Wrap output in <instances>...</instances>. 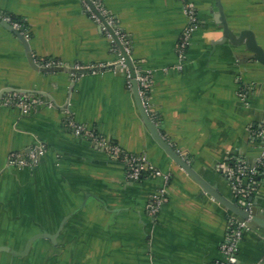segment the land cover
<instances>
[{
	"label": "crops",
	"instance_id": "crops-1",
	"mask_svg": "<svg viewBox=\"0 0 264 264\" xmlns=\"http://www.w3.org/2000/svg\"><path fill=\"white\" fill-rule=\"evenodd\" d=\"M229 28L254 32L264 48V0H221ZM136 68L148 72L146 107L165 138L209 183L235 200L222 171L231 157L251 165L264 124V64L224 35L217 0H103ZM198 26L180 63L178 42ZM0 12L28 24L33 56L88 68L80 75L41 72L19 38L0 23V94L29 90L27 112L7 92L0 103V264H217L234 215L154 141L143 123L127 68L83 0H0ZM181 64V67L178 65ZM43 65V62H42ZM93 66V67H90ZM23 94V93H21ZM45 94V95H43ZM92 128L96 138L78 134ZM120 148L115 151L103 142ZM44 152L34 167L10 164V154ZM145 155L165 174L131 180L126 155ZM123 155V158L121 156ZM250 207L237 264L264 263V178ZM153 209L155 211L153 212ZM72 216L62 224L63 219Z\"/></svg>",
	"mask_w": 264,
	"mask_h": 264
},
{
	"label": "built area",
	"instance_id": "built-area-1",
	"mask_svg": "<svg viewBox=\"0 0 264 264\" xmlns=\"http://www.w3.org/2000/svg\"><path fill=\"white\" fill-rule=\"evenodd\" d=\"M97 10L102 14V16L106 19L107 23L112 26L115 33L119 36L120 40L125 44L127 50V42L125 41V35L121 33L114 17L107 13L106 9L103 5V0H91ZM86 10L90 13V16L101 23L102 27L106 31L107 37L112 45H117L114 41L112 34L103 26V23L97 16V14L93 11L90 5L84 1ZM186 14L188 16V24L182 32V35L178 42V56L179 62L181 63L186 58V51L190 44V39L193 31L198 26V20L196 16L195 8L191 5H186ZM109 15L106 18V15ZM0 17L9 21L15 28H20V25L17 22H13L10 17L5 16L0 12ZM23 33L29 38V34L23 30ZM119 49V47H118ZM129 51V50H128ZM123 56L120 52L119 63L123 64ZM60 63H55L48 61L43 63V66H53L58 65ZM181 67V64L178 65ZM93 67V66H90ZM122 68H126L123 64ZM130 76V75H129ZM140 83V92L144 103L146 105L145 93L147 92L150 84V76L148 72L142 73L141 76L138 77ZM15 103L17 106L21 107L24 111H28L30 108H33V104L35 103L32 97L26 95H14L12 96L6 104ZM76 132L78 134H84L90 136L92 138H96V133L92 128H89L83 124H74L73 125ZM256 138L260 144V154L257 158L255 164L251 165L246 160L242 158H237L236 160V168H232L228 164H222V171L224 173L225 178L231 182L236 196H240L237 198V203L241 206L249 205V198L253 197L252 192L256 189L257 180L256 175L259 173V167L264 165V124L260 125L259 128L255 132ZM105 146H109L112 150L115 151L116 155L120 152V148L115 145H110L109 142H103ZM44 152V146L40 145L36 152H30L29 154H20V153H11L10 154V164L19 166V167H34L36 166L39 157ZM125 162L128 169V177L131 180L137 181L140 179L142 174L146 171H150L153 176H161L166 182L169 181L170 176L165 174L159 168L154 166L145 155H126ZM155 209H153V212ZM246 222L240 221L236 215H232L228 221L227 227V237L226 240L221 244V250L225 256V261L223 263L217 264H237L239 261V252H240V243L243 239V235L245 230L247 229Z\"/></svg>",
	"mask_w": 264,
	"mask_h": 264
},
{
	"label": "water",
	"instance_id": "water-1",
	"mask_svg": "<svg viewBox=\"0 0 264 264\" xmlns=\"http://www.w3.org/2000/svg\"><path fill=\"white\" fill-rule=\"evenodd\" d=\"M87 2L90 7L93 9V11L97 14L101 22L103 23V26L112 34V37L114 41L116 42L117 46L120 49V52L124 58L123 64L126 66L129 75H130V83L132 86V90L135 96L136 104L139 109L141 118L143 123L148 128L152 138L154 141L176 162L179 166L183 168V170L189 174L202 188L204 191L210 193L214 198H216L218 201H220L222 204H224L236 217L243 222H246L247 225H251L250 221L255 220L257 217L261 216L263 217L259 212V205H255L254 207H250L249 205L241 206L237 203V198L235 200L228 199L227 197L223 196L219 191L215 184L209 183L202 175H200L193 166L189 163V159L186 156H183L162 134L160 126L152 119L150 116V113L148 112V109L144 103V100L142 98L141 92H140V83L138 80V77L142 75V72H140L134 63V60L132 59L129 51L127 50L125 44L120 40L119 36L115 33L114 29L111 25H109L106 21V19L102 16V14L97 10V8L94 6L91 0H83ZM217 6L219 8V11L221 13V20L222 25L224 28V35L226 38L230 39L233 44H245L247 49L252 53L250 56L251 59H255L259 61L260 63L264 64V48L257 42L256 36L254 32L250 29L242 30L238 35L234 33L228 26V23L225 19L223 7L221 4V0H217ZM0 23L6 27L8 30L13 32L19 40L24 45V48L27 53V57L29 60L30 65L32 68H34L37 71L41 72H68L76 75H80L82 72L88 71V68H79L76 67V64L70 63V64H58L53 66H43L42 62L36 61L32 48L30 40L26 37V35L23 33L22 28H15L9 21L6 19L0 17ZM123 64L117 62L115 67L116 69H121L123 67ZM18 92L23 94H34L33 92L29 90H23V89H13V88H7L2 91L0 94V103L2 96L7 92ZM45 95V94H43ZM254 197L249 198V202H253ZM72 214L67 215L63 221L62 224H64ZM49 237L51 239L55 238L54 234H48L45 232L37 233L34 236H32L25 247L24 251H17L9 246H0V252L6 251L10 252L12 254L23 256L26 255V253L30 250L33 243L40 238L43 237ZM264 264V263H263Z\"/></svg>",
	"mask_w": 264,
	"mask_h": 264
},
{
	"label": "trees",
	"instance_id": "trees-1",
	"mask_svg": "<svg viewBox=\"0 0 264 264\" xmlns=\"http://www.w3.org/2000/svg\"><path fill=\"white\" fill-rule=\"evenodd\" d=\"M3 14L7 17H10L13 22H17L20 25V28H22V30H24L28 34L30 33L28 30V24L25 20H23L22 17L15 16V15H13L11 13H7V12H3ZM108 16L109 15L107 14L106 18H108ZM104 32L106 33L105 30H104ZM114 48L118 49V46L114 45ZM48 61L59 63L56 59H53V58H46V59L42 60L43 63H46ZM19 94H21V93H12L11 95L14 96V95H19ZM21 95H26V94H21ZM35 107H36V105H33V108H35ZM121 158H123V155L121 156ZM236 160H237V157H231L227 160V164L229 166H231L232 168H236V164H237ZM150 176H153L152 173L150 171H146L142 174V176L140 177L139 180L146 178V177H150ZM263 178H264V165H261L259 167V173H258V175H256V180H257L258 186L261 183V181L263 180ZM258 186L256 185V189L252 192V195H254V196L256 195L257 190H258ZM236 197L239 198L240 196L239 197L236 196Z\"/></svg>",
	"mask_w": 264,
	"mask_h": 264
}]
</instances>
